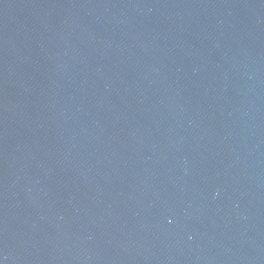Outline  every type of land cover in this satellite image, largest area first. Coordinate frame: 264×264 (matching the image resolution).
<instances>
[{"label":"water","instance_id":"95a60500","mask_svg":"<svg viewBox=\"0 0 264 264\" xmlns=\"http://www.w3.org/2000/svg\"><path fill=\"white\" fill-rule=\"evenodd\" d=\"M0 264H264V0H0Z\"/></svg>","mask_w":264,"mask_h":264}]
</instances>
